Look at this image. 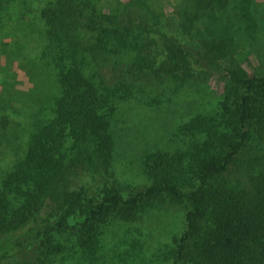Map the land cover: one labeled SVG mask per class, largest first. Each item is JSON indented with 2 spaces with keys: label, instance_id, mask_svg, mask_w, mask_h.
Here are the masks:
<instances>
[{
  "label": "trees",
  "instance_id": "1",
  "mask_svg": "<svg viewBox=\"0 0 264 264\" xmlns=\"http://www.w3.org/2000/svg\"><path fill=\"white\" fill-rule=\"evenodd\" d=\"M33 1L0 0V56L33 85L18 94L21 121L0 114V264H108L96 257L109 225L166 201L188 208L174 264H264V75L237 62L243 45L230 25L238 8L264 37L253 1L190 0L174 13L179 24L156 0ZM214 75L225 76L215 111L140 153L145 185L122 182L125 114L176 107L186 88Z\"/></svg>",
  "mask_w": 264,
  "mask_h": 264
},
{
  "label": "rangeland",
  "instance_id": "2",
  "mask_svg": "<svg viewBox=\"0 0 264 264\" xmlns=\"http://www.w3.org/2000/svg\"><path fill=\"white\" fill-rule=\"evenodd\" d=\"M47 1L34 0L31 5L32 7L39 3L44 5ZM109 1L113 0H102L106 6H108ZM117 1L126 3L130 0ZM191 1L156 0L153 5L167 13L171 24H179L178 17L174 13L186 9L191 5ZM235 1L231 0V5H234ZM252 1L248 9L252 12L258 9L264 15V0ZM239 8L241 9V7ZM14 9L15 11L20 10V7L15 6ZM29 9L30 7L28 8L29 16L34 18L36 12L33 9L32 11ZM237 11L240 12L238 8L231 10L233 17L230 22L233 28L237 27L238 29L239 35H235L236 41L243 45L236 56L237 62L249 74L264 75V37L255 34L253 30L255 28L253 25L254 21L249 20L246 22V13H241L240 15L242 16H237ZM241 17L243 21L240 20ZM258 17L259 15H255L254 20ZM262 22L263 20L259 23ZM226 25L227 22L222 20L220 24H217V27L221 29ZM198 26H203L202 20L198 22ZM172 30L175 31L176 37L183 41L188 40L182 32L179 34L177 29ZM11 32L8 31V33ZM9 37L4 38V41L14 40V38ZM32 37H37V34H33ZM209 80L206 82L207 84L186 88L185 92L177 97L178 99L175 98V101L180 100L176 107L174 105L170 106L171 104L160 108L137 107L135 105L132 111L125 114V132L122 131L119 153L115 161L117 176L122 182L128 181L135 185H145L146 181L144 178L146 176L143 174L140 158L138 157L140 153L156 148V142L164 139V136L166 137L169 132L172 133L179 122L189 120L197 112L205 114L215 111L220 100L219 97L222 93L225 76L214 75ZM32 86L31 80L28 79L25 71L20 67V63L4 55L0 56V114L3 113L1 115L6 114L9 119L16 117V119L21 121L19 115H22V109L16 104V100L19 98V93L27 92ZM158 127H160L161 131ZM129 160L136 164L132 165L131 168L137 172L134 173L131 170L128 165ZM138 162L140 163V173L136 169L139 167ZM6 165L7 161L0 156V174L3 169L7 168ZM187 211L188 208L183 202L166 201L163 206L152 210L138 221L132 223L117 221L111 223L103 236V247L105 250L99 253L96 258L100 259L101 256L105 255L106 261L109 260L108 264H174V251L177 246V239L186 228L185 217ZM76 261V263L71 264H89V261L87 263L84 259ZM97 263L105 264L103 262ZM54 264H60V262L58 261Z\"/></svg>",
  "mask_w": 264,
  "mask_h": 264
}]
</instances>
